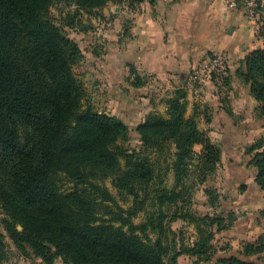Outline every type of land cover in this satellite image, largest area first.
Segmentation results:
<instances>
[{"label":"trees","instance_id":"1","mask_svg":"<svg viewBox=\"0 0 264 264\" xmlns=\"http://www.w3.org/2000/svg\"><path fill=\"white\" fill-rule=\"evenodd\" d=\"M54 1L0 0V207L6 217L5 229L17 245L30 248L40 264H55L57 258L63 264H178L181 255L209 262L215 235L228 229L234 217L227 222L221 215L186 213V188L175 187L195 155V145H202L196 166L201 181L219 163L220 148L199 130L195 115L185 116L186 92L177 89L167 100L166 117L149 114L136 127L143 147L165 141L174 144L176 183L169 189H155L157 211L139 225L132 223L131 217L143 209L139 190L152 181L153 171L135 152L117 145L128 134L119 118L90 107L82 109L84 92L72 69L82 59V51L51 19L49 9ZM66 1L77 11L90 12L120 0ZM129 1L134 5L142 0ZM131 73L135 75L133 86H142L134 69ZM239 76L259 104L257 115L263 117L264 47L246 56ZM248 151L254 152L255 183L264 191V138ZM98 174L100 178L113 176L114 188L133 197L130 208L119 209L123 219L119 226L100 216L98 197L104 201H113V197L93 183ZM60 175L74 184L71 191L60 190ZM204 192L209 205L215 204V190ZM178 202L182 203L175 207L178 213L175 210L167 222L181 219L194 224L196 237L190 244L180 237V243L175 239L170 244L163 242L171 231L164 224L168 215L161 208ZM123 212L127 214L124 218ZM147 229L156 233L154 239ZM262 238L244 243L239 256L210 264H263L243 259L264 250ZM4 256L0 234V262Z\"/></svg>","mask_w":264,"mask_h":264},{"label":"rangeland","instance_id":"2","mask_svg":"<svg viewBox=\"0 0 264 264\" xmlns=\"http://www.w3.org/2000/svg\"><path fill=\"white\" fill-rule=\"evenodd\" d=\"M129 3V0L108 2L101 9L87 12L77 11L76 7L66 0H55L49 9V15L53 22L61 26L67 37L74 40L82 51V59L76 62L72 68L84 92L81 102L82 109L90 107L95 111L119 118L127 126L128 134L127 138L118 139L117 145L124 148L128 153L135 152L141 159L146 160L153 171L152 181L144 189L139 190L140 199L144 200L143 209L134 217H131V222L139 225L148 218L149 213L157 211L154 190L169 189L174 187L176 183L175 173L172 169L175 159V146L172 142L165 141L157 146L143 147L136 127L149 114L166 117L167 100L175 95L177 89L184 91L185 89L180 87L179 79L163 80L155 76L142 75H136V77H139L143 85L138 88L133 86V77H135L131 73L133 71V13L136 11L137 5H130ZM215 56H220V68L204 76V81L213 73H219L224 68L225 60L222 54L212 55L207 59ZM191 78H193L192 75ZM191 81L193 84L198 85L195 80L192 79ZM165 82L168 85H173V88L166 87ZM190 114L188 111L185 112L186 117H191ZM195 120L199 130L214 145L220 148L221 154L215 169L207 173L201 181L196 166L198 165L197 154L200 153L202 145L197 144L193 147L195 155L188 161L183 179L175 187L176 190L186 188L185 197L188 204L184 205V211L196 217L221 215L226 221H229L230 216L234 219L228 229L215 235L216 241L212 244L214 252L209 262L181 255L177 259L178 264H210L215 262L221 258L219 254H223L224 241H220L223 233L226 232L229 236L239 233L235 224L238 220L244 218L247 210L243 211L242 207L237 205V202L239 195L243 194L245 186H232L226 182L228 178L225 176L226 168L232 166L234 162L233 159L229 158L228 146L231 144L240 157L236 162L237 165L246 170V173L248 170L249 173L255 174L256 168L251 163L254 152H250L248 149L255 142L264 138L263 128L261 130H248L252 133L246 135L242 133V139L239 138L232 143H223V140H232L233 137L228 135L224 138V132L221 128L209 125V122L205 121L204 118L201 120V118L195 116ZM21 136L25 140L26 132L22 131ZM119 162L120 168L123 169L124 159L120 158ZM99 176L98 174L92 180L93 183L105 188L113 197V201H104L98 197L97 201H101L100 216L104 220H113L112 223L119 226L123 220L118 215L119 209L126 210L130 208L133 197L122 194L114 188L112 185L113 176L108 175L104 178ZM58 178L61 191L68 192L73 189L74 184L63 175L58 176ZM207 189L215 190L218 195L215 204L209 205L208 197L204 192ZM181 204V202H178L177 205L161 208L168 215L164 224L171 231L163 239L166 244H170V241L174 239L177 243H180L179 237L184 244H190L196 237L194 224L186 223L181 219L167 222L169 217L175 213V210L178 213V209L175 207H180ZM263 215L264 212H262ZM121 216L124 218L127 214L123 212ZM4 219L6 217L0 207V234L5 250V256L0 264H40V258L30 248L27 246L21 247L15 243L5 229ZM17 229L20 230L21 228L18 226ZM123 229L126 230L127 227L124 226ZM147 234L152 239L156 237V233L150 229H147ZM262 241H264V238H262ZM246 242L242 241L239 248L234 247L237 246L236 243L232 244V248L234 247L235 249H233L236 251L234 255L239 256L242 245ZM219 246L222 247L219 248ZM176 248H178V245H176ZM219 251L221 253H217ZM243 259L264 264V250L251 257H243ZM55 264H63V262L57 258Z\"/></svg>","mask_w":264,"mask_h":264},{"label":"crops","instance_id":"3","mask_svg":"<svg viewBox=\"0 0 264 264\" xmlns=\"http://www.w3.org/2000/svg\"><path fill=\"white\" fill-rule=\"evenodd\" d=\"M136 5L133 69L137 75L179 79L186 91V111L201 120L209 119V125L219 126L224 138L233 137L223 143L242 139V133H252L248 130L264 128V116L256 112L259 104L239 76L246 56L264 47V37L259 41L254 38L253 24L241 10L228 9L224 0H142ZM216 54L224 56L223 70L213 73L203 84H193L191 75L196 67ZM172 86L166 83V87ZM230 146L229 158L234 162L226 168V182L245 186L237 205L247 212L235 224L239 233H223L221 258L234 256V247L239 248L242 241L251 242L264 235V191L255 183L254 173H246L237 165L240 157ZM215 241L214 237L212 244ZM234 243L237 246L233 249Z\"/></svg>","mask_w":264,"mask_h":264},{"label":"built area","instance_id":"4","mask_svg":"<svg viewBox=\"0 0 264 264\" xmlns=\"http://www.w3.org/2000/svg\"><path fill=\"white\" fill-rule=\"evenodd\" d=\"M228 9H239L253 24L254 38L263 39L264 32V0H224ZM220 56L205 60L193 73V80L198 83L204 81V76L220 68Z\"/></svg>","mask_w":264,"mask_h":264}]
</instances>
